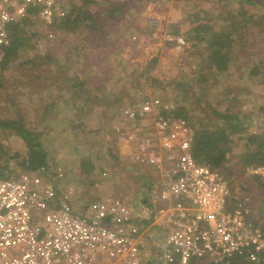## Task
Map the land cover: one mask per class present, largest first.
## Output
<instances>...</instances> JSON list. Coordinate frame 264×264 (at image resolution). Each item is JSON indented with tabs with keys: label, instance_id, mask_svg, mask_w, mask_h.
Here are the masks:
<instances>
[{
	"label": "rangeland",
	"instance_id": "obj_1",
	"mask_svg": "<svg viewBox=\"0 0 264 264\" xmlns=\"http://www.w3.org/2000/svg\"><path fill=\"white\" fill-rule=\"evenodd\" d=\"M84 1L87 0H57V3L67 10L69 5L78 6ZM96 1L98 4L88 8L103 16H107L112 5L128 4L124 16L108 22L113 41L122 36L121 49L104 57L94 54L82 58L75 45L80 41L78 32L66 19L47 27L40 17L30 14L19 58L0 75V113L10 111L9 115L17 112L24 116L25 125L35 132L45 150L48 167L52 170L62 166L67 175L64 183L76 187L77 210L82 211L86 204L106 196L123 195L132 204L134 214L141 216L140 220H151L157 210L151 190H159L158 178L153 176V171L132 163L126 149L118 142L112 127L121 109L148 97H159L177 109L186 106L197 110L200 106L212 105L236 113L246 128L243 138L264 131V80L252 77V70L263 69L264 24L256 30L250 46L238 49L228 73L214 76L213 71L208 70L210 79L205 87L208 93L200 103L194 97H199L197 92L204 94L205 91L197 80L186 101L175 85L186 78L194 79L201 64H205L203 45L195 35L184 48L173 41L177 37L187 41L184 31L193 28L195 18H199L200 25H220L227 12L264 15V0ZM40 58L44 63H38L42 62ZM4 59L5 50L0 64ZM61 67L65 70L58 73ZM62 78L88 80L77 95L73 94V82L68 84L65 92L71 97L62 95L56 99V108L46 118L42 102L49 101V96L54 94L53 84L61 82ZM85 95L93 101L91 108L85 104ZM66 98L72 99L69 104H57ZM75 106L85 112H76ZM235 136V158H230L234 167L241 152L247 149L246 141H239ZM0 144L4 151L2 162L3 165L8 163L9 173L25 171L23 161L28 159L29 149L24 139L17 133L0 131ZM247 168H234V191L242 189L240 183L254 185ZM47 174L56 182L51 171ZM96 184H100L99 187ZM246 193L252 201L254 220L263 226L264 195L258 190ZM147 230L144 228L143 232ZM151 230L154 237L151 232L143 240L147 247L152 246L144 249L147 258L157 257L164 238L161 231Z\"/></svg>",
	"mask_w": 264,
	"mask_h": 264
},
{
	"label": "built area",
	"instance_id": "obj_2",
	"mask_svg": "<svg viewBox=\"0 0 264 264\" xmlns=\"http://www.w3.org/2000/svg\"><path fill=\"white\" fill-rule=\"evenodd\" d=\"M30 14L49 27L66 19L67 10L57 0H0V57L12 44L11 26ZM173 41L179 48L188 44L182 37ZM175 110L148 97L124 106L112 127L132 163L157 174L152 225L164 234L157 257L147 258L125 196H106L79 211L76 187L64 183L65 169L56 166L15 174L0 169V264H211L235 257L262 264L264 232L250 195L232 191L218 171L196 160L194 129ZM246 170L264 185V166Z\"/></svg>",
	"mask_w": 264,
	"mask_h": 264
},
{
	"label": "trees",
	"instance_id": "obj_3",
	"mask_svg": "<svg viewBox=\"0 0 264 264\" xmlns=\"http://www.w3.org/2000/svg\"><path fill=\"white\" fill-rule=\"evenodd\" d=\"M225 1V0H220ZM91 4H98L96 0H87L78 6H68L66 23L75 27L80 41H76V46H78V53L80 56H94V54L104 57V55H112L114 52H118L121 48L120 40L113 38L109 35L108 29L109 20H118V17L124 16L128 4L124 5H112L111 10H108L107 16H103L101 13L91 10L88 8ZM124 7V8H123ZM118 15V16H116ZM30 18V17H29ZM27 19L18 22L11 26L10 33L12 36L11 46L5 48V59L0 64V75L12 66V63L19 58L22 47L25 45L24 38V28L27 26ZM199 18H195L193 28L184 31L187 36V42L190 43L193 40V36L203 45L202 58L203 63L200 65L199 71L194 75V79L188 80V78L179 81L175 86L179 88L180 97L186 101L189 98L191 89L194 87L196 80L204 94L198 95L199 97H194L195 101H199L203 98L205 94L208 93L206 90V85L209 82L208 70L213 71L214 76L218 74L228 73L233 64L235 57L237 56V51L241 47L242 49L250 46L252 44L251 38L256 33L257 29L264 24V15L261 16H246L241 12L233 13L227 12L224 23L220 25L211 24H198ZM108 25V26H107ZM262 30V29H261ZM264 32V30H262ZM177 34L180 32L177 30ZM260 39V36H259ZM42 60V58H40ZM156 61V60H155ZM44 63V60L42 62ZM261 65L263 69L256 68L252 70V77H259L264 80V59L261 60ZM61 67L58 73H62ZM61 82H56L53 85L54 94L48 93L50 97L49 101L45 104L42 102L43 111H45L46 118L51 112L56 108V99H59L62 95L69 96L65 91L68 84L73 82V89L75 90L73 94L77 95L82 87L85 86L87 80L82 78H62ZM60 80V79H58ZM66 85V86H65ZM72 86V85H71ZM71 97V96H69ZM193 97V96H192ZM85 104L88 107H92L93 101L89 96L85 95ZM72 99L66 98L63 103H58L59 105L64 104L66 106L70 103ZM84 103V102H82ZM188 103V102H187ZM190 105V104H189ZM192 104L190 105V107ZM75 111L78 113H84L83 108L76 107ZM10 111H3L0 113V131H11L20 135L29 149V155L27 161H23V166L25 170H40L41 167H48V159L42 144L38 141L37 135L26 125V119L21 113H15L14 115H9ZM174 117L185 119L190 126L194 129L195 138L192 145L193 155L196 160L201 164L210 165L213 170L218 171L225 180L228 181L230 188L234 191L232 187L233 179L236 176L234 168L240 166L242 170H245L248 166H264V131L259 134H253L248 136L246 139L243 138L245 127L243 126L242 120L236 113L232 112L230 109L220 110L217 106L208 105L204 108L188 109L186 106H181L176 108L174 111ZM237 135L239 141L245 140L247 143V149L242 151L240 154V160L236 167L231 165L230 158L234 159L233 155V144L234 138ZM1 157H3V146L0 144ZM28 162V163H27ZM9 166L5 163L0 167L2 172H6ZM253 186L244 185L242 186L243 192H249L253 194L255 191H259L264 195V185L261 180L256 177H252ZM245 192V193H246ZM256 222V221H255ZM263 229L264 225L260 226ZM211 264H250L245 258L235 257L228 262H218ZM264 264V262L262 263Z\"/></svg>",
	"mask_w": 264,
	"mask_h": 264
},
{
	"label": "crops",
	"instance_id": "obj_4",
	"mask_svg": "<svg viewBox=\"0 0 264 264\" xmlns=\"http://www.w3.org/2000/svg\"><path fill=\"white\" fill-rule=\"evenodd\" d=\"M146 171H148V170H150V171H153L152 169H150V168H146L145 169ZM152 173H154L155 175H153L155 178L157 177V174L153 171ZM151 191H153V190H151ZM76 201V200H75ZM153 202V201H152ZM89 205V204H88ZM88 205L86 204V206H84V208H83V210H85V209H87L88 208ZM156 205V204H155ZM158 207H160L159 205H158ZM155 214H156V212H155ZM154 214V215H155ZM140 215H135V220H134V223L140 228V231L142 232V238H143V240H145V237L147 236V235H151V232H152V236L154 237V233H153V231L151 230V229H154V230H156V231H158V229L156 228V227H154L152 224H153V222H152V220H153V217H151V220H146V219H142V220H140V217H139ZM143 227V228H142ZM144 228H147L148 230V232L146 231V232H143V230H144ZM150 231V232H149ZM157 233V232H156ZM154 245V244H153ZM163 245H164V238H163V242H162V244H161V247L163 248ZM146 247H147V245L146 244H144L143 243V249H146ZM147 248H152V246H150V247H147ZM151 259V258H150ZM150 264H154V263H150Z\"/></svg>",
	"mask_w": 264,
	"mask_h": 264
}]
</instances>
